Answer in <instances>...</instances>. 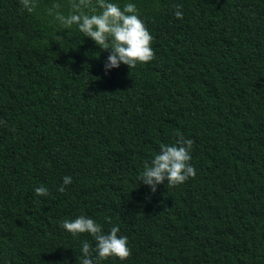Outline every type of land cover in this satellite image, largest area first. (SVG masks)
Here are the masks:
<instances>
[{"label":"trees","instance_id":"obj_1","mask_svg":"<svg viewBox=\"0 0 264 264\" xmlns=\"http://www.w3.org/2000/svg\"><path fill=\"white\" fill-rule=\"evenodd\" d=\"M54 2L67 15L0 0V264H80L96 242L61 225L81 215L131 249L94 264H264V0H109L155 59L107 74ZM178 134L196 177L152 194L139 176Z\"/></svg>","mask_w":264,"mask_h":264},{"label":"clouds","instance_id":"obj_2","mask_svg":"<svg viewBox=\"0 0 264 264\" xmlns=\"http://www.w3.org/2000/svg\"><path fill=\"white\" fill-rule=\"evenodd\" d=\"M23 9L32 13L36 10L37 0H20ZM67 15L64 13V4L54 2L47 11L63 28L70 29L76 26L84 37L90 38L104 51H110L104 65V72L119 68L121 64L129 69L138 64H146L155 59L152 48L150 32L144 22L139 18L138 10L132 3L124 5L123 9L109 0H67ZM177 19H183L181 11L175 12ZM56 40L62 39L56 36ZM178 139L172 145L162 144L160 153L155 155L150 163H145L140 183L147 185L152 194L157 191V186L167 181L169 187L184 184L190 178L196 177V170L191 165V150L194 141L178 134ZM72 183L71 177L63 178V185L58 191L64 192L66 185ZM38 196L49 195L46 187H37ZM61 227L73 237L87 233L91 235L96 244L93 249L88 242H83L80 264H94L93 252L96 260H106L109 257L119 258L121 261L131 256L127 236H120L119 227H112L106 234L102 226L93 219L84 215L74 220H64Z\"/></svg>","mask_w":264,"mask_h":264}]
</instances>
